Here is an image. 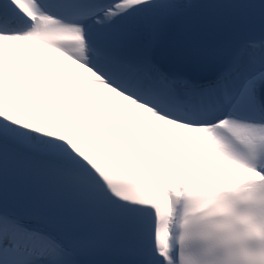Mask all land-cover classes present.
<instances>
[{
    "label": "snow or ice",
    "instance_id": "1",
    "mask_svg": "<svg viewBox=\"0 0 264 264\" xmlns=\"http://www.w3.org/2000/svg\"><path fill=\"white\" fill-rule=\"evenodd\" d=\"M0 264H264V0H0Z\"/></svg>",
    "mask_w": 264,
    "mask_h": 264
}]
</instances>
